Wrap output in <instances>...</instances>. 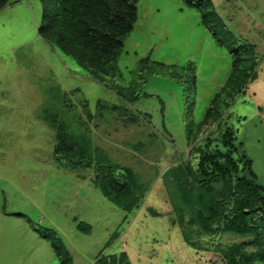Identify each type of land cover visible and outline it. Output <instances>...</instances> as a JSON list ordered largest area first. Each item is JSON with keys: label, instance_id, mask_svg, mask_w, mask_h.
Masks as SVG:
<instances>
[{"label": "rangeland", "instance_id": "1", "mask_svg": "<svg viewBox=\"0 0 264 264\" xmlns=\"http://www.w3.org/2000/svg\"><path fill=\"white\" fill-rule=\"evenodd\" d=\"M210 1L227 30L256 45L262 61L257 80L226 121L264 187V0ZM44 6L40 0H8L0 11V264H64L51 242L55 238L71 264H98L101 253L122 252L132 264H224L218 253L189 247L172 226L160 176L192 155L186 114L192 107L198 121L210 107L231 73L229 50L217 45L184 2L138 0V21L122 51L119 76L101 84L88 67L44 38ZM144 59L150 68L140 64ZM108 85L124 88L127 102ZM109 105L147 120L125 125ZM45 113L77 135L87 134L115 165L148 182L142 208L134 214L119 210L97 190L93 171L62 167L55 160L56 130ZM137 144L143 145L140 151L129 147ZM79 224L90 231L79 230ZM241 240L222 235L199 242L225 247Z\"/></svg>", "mask_w": 264, "mask_h": 264}, {"label": "trees", "instance_id": "2", "mask_svg": "<svg viewBox=\"0 0 264 264\" xmlns=\"http://www.w3.org/2000/svg\"><path fill=\"white\" fill-rule=\"evenodd\" d=\"M40 1L45 4L46 40L88 67L92 78L101 84L105 77L119 76L122 51L138 21V0ZM180 1L199 14L201 24L217 45L229 50L232 69L200 120H193L192 107L186 114V136L192 155L160 176L175 217L172 226L182 231L189 247L218 253L224 264H264V187L254 172L252 159L237 141L236 130L226 121V114L257 80L262 61L256 45L238 40L227 30L212 1ZM7 6L8 0H0V11ZM147 63L140 60V64L150 68ZM193 74L196 80L195 71ZM106 87L127 102L124 88ZM108 109L125 125L147 120L142 114L119 106L109 105ZM45 119L56 130L55 160L62 167L71 172L93 171L95 187L119 210L134 214L142 208L151 188L148 182L133 169L115 165L104 150L93 146L87 134L77 135L56 116L45 113ZM129 147L140 151L143 145ZM78 229L90 231L84 224H79ZM222 235L242 240L225 247L213 243L202 247L199 242L204 236ZM117 239L118 232L108 247ZM51 242L64 264H71L72 258L61 240L55 238ZM98 264L132 262L126 252L113 256L101 253Z\"/></svg>", "mask_w": 264, "mask_h": 264}]
</instances>
